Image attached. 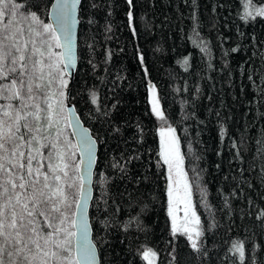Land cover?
I'll return each mask as SVG.
<instances>
[{"label": "trees", "instance_id": "trees-1", "mask_svg": "<svg viewBox=\"0 0 264 264\" xmlns=\"http://www.w3.org/2000/svg\"><path fill=\"white\" fill-rule=\"evenodd\" d=\"M244 2L133 0L130 8L127 0H82L74 103L98 141L90 217L102 264H148L141 255L148 248L158 264L172 255L173 264H233L229 249L238 239L246 264H264V220L257 219L264 208V17L242 20ZM150 83L167 125L151 113ZM162 126L176 129L185 167L204 189H193V199L207 257L171 236Z\"/></svg>", "mask_w": 264, "mask_h": 264}, {"label": "snow or ice", "instance_id": "snow-or-ice-1", "mask_svg": "<svg viewBox=\"0 0 264 264\" xmlns=\"http://www.w3.org/2000/svg\"><path fill=\"white\" fill-rule=\"evenodd\" d=\"M127 4L131 8L133 0ZM82 10V0H0V264H102L90 217L98 143L81 126L74 103ZM127 17L135 35L131 10ZM257 17H264V4L245 0L241 19ZM149 91L151 113L167 125L156 86L149 84ZM98 101L93 92L91 103ZM160 136L171 236L184 237L198 259L207 257V229L192 198L180 139L171 126H162ZM113 166L126 175L120 163ZM257 219L264 220V208ZM229 252L233 264H246L244 240H233ZM141 255L148 264L157 257L152 248Z\"/></svg>", "mask_w": 264, "mask_h": 264}, {"label": "rangeland", "instance_id": "rangeland-1", "mask_svg": "<svg viewBox=\"0 0 264 264\" xmlns=\"http://www.w3.org/2000/svg\"><path fill=\"white\" fill-rule=\"evenodd\" d=\"M152 95V93H150V95H149V99H150V96ZM159 100H160V98H159ZM160 105H161V102H160ZM70 131V130H69ZM181 153H182V151H181ZM184 169H185V171H187L188 172V178H189V181H190V183H191V185H192V194H193V196H192V198L194 197V190L193 189H196V188H198L199 190H204L203 188H202V186H201V183H200V178H198V174L196 173V171L194 172L193 170H187V168L185 167V161H184ZM193 201H194V199H193ZM195 202V201H194ZM179 215L180 216H182L183 215V213L182 212H180L179 213ZM170 224H171V217H170ZM146 250V249H145ZM154 250V249H153ZM155 252H156V250H154ZM157 253V252H156ZM147 261V260H146ZM148 262V261H147ZM153 264H158V261H157V257L153 260Z\"/></svg>", "mask_w": 264, "mask_h": 264}, {"label": "water", "instance_id": "water-1", "mask_svg": "<svg viewBox=\"0 0 264 264\" xmlns=\"http://www.w3.org/2000/svg\"><path fill=\"white\" fill-rule=\"evenodd\" d=\"M53 2H54V1H53ZM78 18H79V14H78ZM48 21H50V19H49ZM79 26H80V24L77 26V45H78V47H79V43H78V38H79ZM150 84H152V83H150ZM78 114H79V113H78ZM79 116H80V115H79ZM80 120H81V126L84 127V128L89 129L90 133L92 134V130L90 129V127H87V126L84 124V122L82 121L81 117H80ZM92 136H93V134H92ZM93 138L96 139L95 136H93ZM96 140H97V139H96ZM97 143H98V141H97ZM98 152H99V147H98V150H97V157H98ZM97 162H98V159H97ZM96 166H97V163H96ZM96 166H95V168H94L93 182H92V189H93V192H92V200H93V198H94V183H95V182H94V178H95V173H96V171H95ZM91 203H92V202H91ZM90 209H91V207H90ZM92 234H93V229H92ZM94 241H95V240H94Z\"/></svg>", "mask_w": 264, "mask_h": 264}]
</instances>
